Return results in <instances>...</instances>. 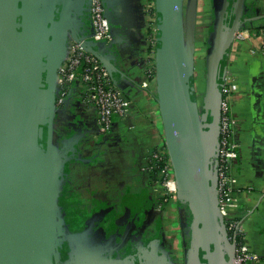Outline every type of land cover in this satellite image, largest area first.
Instances as JSON below:
<instances>
[{
  "label": "water",
  "instance_id": "obj_1",
  "mask_svg": "<svg viewBox=\"0 0 264 264\" xmlns=\"http://www.w3.org/2000/svg\"><path fill=\"white\" fill-rule=\"evenodd\" d=\"M80 3L0 0V264H59L66 225L59 204L62 165L54 143L61 109L56 103L58 69L72 40L82 41L100 56L93 28L89 35L80 34L76 18ZM213 3L208 81L200 107L194 81L199 0H155L156 82L167 152L177 193L195 217L190 264H234L236 253L218 208L216 156L224 54L248 20V6L247 0ZM106 15L110 22L107 5ZM105 45H115V39ZM79 258L71 264L91 259ZM139 264L167 261L152 251L140 257Z\"/></svg>",
  "mask_w": 264,
  "mask_h": 264
},
{
  "label": "crops",
  "instance_id": "obj_2",
  "mask_svg": "<svg viewBox=\"0 0 264 264\" xmlns=\"http://www.w3.org/2000/svg\"><path fill=\"white\" fill-rule=\"evenodd\" d=\"M147 1L105 0L115 45L98 42V58L132 100L129 117L116 122L111 132L99 135L96 108L83 101L81 84L70 93L56 117L54 143L59 148L62 165L59 204L63 213L67 209V216L80 221L75 222L78 230L72 232L65 223L59 264L84 256L93 251V247H102L106 241L125 251L117 254L120 263L125 262L126 252L132 250L137 253L153 250L158 256L167 255L175 261L187 255V262H190L191 243L188 241L187 244L183 237V227L177 217L178 202H188L176 193L169 204L159 209L163 188L159 178L146 169L150 154L156 148L167 150L157 82L150 81L146 73L145 36L150 24L146 15ZM213 2L199 0L198 10L202 6L210 14ZM247 6L248 20L241 29L248 30L249 34L235 37L226 60V72L233 77V110L242 143L238 178L244 190L235 214L241 223L245 243L261 256V261L255 264H264V55L261 53L264 1L247 0ZM78 11L76 18L80 34L89 35L92 32L90 1L81 0ZM208 18L205 15L209 25ZM208 25L200 35L197 22L196 64L201 62V57L197 61L198 43L205 39ZM101 201H107L108 206ZM149 208L169 220L168 227L164 226L168 247L159 240L161 235L157 239L152 227L142 231L145 220H157L158 223L152 225L157 226L160 233L159 218L148 213ZM143 210L145 214L135 217ZM106 213L111 215L106 216ZM123 213L125 217H122ZM133 223L139 226V235L142 236L125 250L118 238L129 226L128 230H131ZM120 227L123 229L121 234L117 231ZM172 238L173 243L170 242ZM146 255L142 254L143 257Z\"/></svg>",
  "mask_w": 264,
  "mask_h": 264
},
{
  "label": "built area",
  "instance_id": "obj_3",
  "mask_svg": "<svg viewBox=\"0 0 264 264\" xmlns=\"http://www.w3.org/2000/svg\"><path fill=\"white\" fill-rule=\"evenodd\" d=\"M264 1V0H261ZM146 15L150 24L145 36L147 69L150 81H156V48H157V15L155 0L147 1ZM92 38L98 42L111 44L114 34L106 15L105 0H91ZM249 34L248 30L240 29L235 37L242 38ZM254 52V51H252ZM264 55V39L261 46ZM233 77L226 72L222 86L220 136L217 152V189L218 208L225 218L230 239L236 245L234 264H255L261 256L250 249L243 238V229L235 211L244 190L239 183V168L242 143L238 132V121L233 110L235 89ZM82 85L83 101L95 106L100 134L112 131L114 124L125 121L132 109V100L125 95L118 83L113 79L108 68L100 59L86 48L82 41H69L67 54L58 69L57 99L59 108L64 106L67 97ZM146 169L159 178L163 188L162 197L170 201L176 197L177 186L172 163L166 148H156L149 157Z\"/></svg>",
  "mask_w": 264,
  "mask_h": 264
},
{
  "label": "rangeland",
  "instance_id": "obj_4",
  "mask_svg": "<svg viewBox=\"0 0 264 264\" xmlns=\"http://www.w3.org/2000/svg\"><path fill=\"white\" fill-rule=\"evenodd\" d=\"M210 14L205 12L201 6V8H199L198 10V26H199V33L200 31L204 28V26L208 25L206 24V20H205V15H208L209 18L207 20V22H210V24L208 25L209 29L208 31L206 32V36H205V39L203 41H201L200 43H198V49H199V52H198V56H197V61L199 59V57H201V62L196 64V74H195V87H196V92H197V99L200 103V107L203 106V102H204V98H205V93H206V88H207V81H208V68H207V61H206V54H207V47H206V43H205V40L208 39V34L210 31H212L213 27H214V13H212L213 10H210ZM205 22V23H204ZM207 27V26H206ZM205 32V30H204ZM200 35H202L200 33ZM207 37V38H206ZM197 78V79H196ZM106 207L108 206V202L107 201H101ZM178 211L177 212V217L178 219H180V222H181V226L183 227L182 229V233H183V237H185L186 239V242L188 244V241L190 243H192V238H193V233H194V213L192 211V209L190 208L189 204L187 203H184V202H178ZM175 209V208H174ZM147 212L150 213L151 212V215L155 218H159V221H160V233H158V228L157 226H153L152 224L154 222H157L154 221V220H151L150 222H148L149 220H146L144 221V226L142 227V231L143 230H147L149 229V227H152L154 230V233L156 234V237L157 239L160 238V235H161V238L159 239L161 241V243L163 242L165 246L168 247V241L169 239L165 237L166 235V232H167V228L164 227V226H167L169 225V220H166L164 219L162 216V214L160 212H157L155 210L152 209V211H150V208L147 209ZM137 214H145L144 210L142 212H138L136 213L135 217H138ZM108 215H111L110 213H106V216ZM179 215V216H178ZM64 217H65V223H67L68 225V230L69 231H73V230H78V227H76V224L75 222H80V221H75L74 218L72 216H67V209L64 211ZM122 217H125V213H123ZM146 222V223H145ZM158 223V222H157ZM135 223H133L134 225ZM130 227V226H129ZM128 227V228H129ZM128 228L126 229L125 233L123 235H120L119 238H118V242L120 245H123V248H125V250L127 248L130 249L131 245L135 242L138 241V239L142 236V235H139L141 233H139V226L137 224H135L131 230H128ZM157 228V229H156ZM122 227L120 228H117V231L120 232L121 234V231H122ZM129 233V234H128ZM158 235V236H157ZM179 237V235H178ZM156 239V240H157ZM174 241V238L170 239V242L173 243ZM117 242V241H116ZM60 249V248H59ZM69 251L67 250V253ZM125 251L122 252V250H118L116 254H124ZM187 256V255H186ZM186 256H184L183 258L180 257V260L178 261H175V260H172L171 257H168L167 255H164L163 257H166V261H167V264H181L183 262V264H190V262H187V258Z\"/></svg>",
  "mask_w": 264,
  "mask_h": 264
},
{
  "label": "flooded vegetation",
  "instance_id": "obj_5",
  "mask_svg": "<svg viewBox=\"0 0 264 264\" xmlns=\"http://www.w3.org/2000/svg\"><path fill=\"white\" fill-rule=\"evenodd\" d=\"M214 5L215 4L213 3V5H212L213 6L212 13H214V17H215V11L216 10H215ZM90 12H91V4H90ZM210 32H212V31H210ZM208 36H209V34H208ZM172 200L165 201L164 199H162L161 202L158 205V208L159 209L163 208L164 206H166L167 204H169ZM90 247H93V246H90ZM93 248L95 249V247H93ZM94 249L91 252H86L85 253V256L86 257H88V256L91 257V259H90L91 261L90 260L89 261H86L84 259L85 256L82 257V256H79L78 255L79 257H82V258H79V257L78 258L79 259H82V260H85V263L86 264H96L97 262H100V261H104L103 262L104 264H134V263L135 264H139L140 257H142V254L143 253H147V255H150L152 253V251H153V250L152 251L151 250H149V251L143 250V251H141L142 253H137V252H135L133 250L132 251H128V252H126V255H125L127 257H124V259H125L124 261L125 262L124 263H120V261L117 260V257L118 256L116 254L117 251H118V249H117V247L113 243H111V241H106V243L102 247L96 248L95 250ZM74 254L76 256L77 255V252L75 251ZM72 260L73 259L71 258L70 259V264L74 261V260L73 261Z\"/></svg>",
  "mask_w": 264,
  "mask_h": 264
},
{
  "label": "trees",
  "instance_id": "obj_6",
  "mask_svg": "<svg viewBox=\"0 0 264 264\" xmlns=\"http://www.w3.org/2000/svg\"><path fill=\"white\" fill-rule=\"evenodd\" d=\"M205 43H206V47H207V46H208V39L205 40ZM224 58H227V53L224 54ZM223 72H224V71H223ZM223 72H222V74H223ZM44 122H45L44 125H46V126H45V133H46V134H45V140H46V138H47V133H48V127H47L48 118H46Z\"/></svg>",
  "mask_w": 264,
  "mask_h": 264
}]
</instances>
